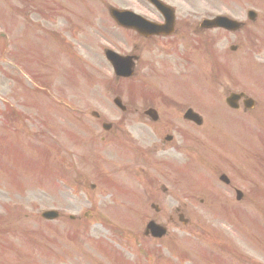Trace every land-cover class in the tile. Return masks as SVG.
I'll return each mask as SVG.
<instances>
[{
  "label": "rangeland",
  "instance_id": "1",
  "mask_svg": "<svg viewBox=\"0 0 264 264\" xmlns=\"http://www.w3.org/2000/svg\"><path fill=\"white\" fill-rule=\"evenodd\" d=\"M84 1L86 0H0V31H7V35H4L3 39L0 38V127L8 132L0 133V216L5 215L4 218L0 217V264H113L112 260L117 262V257L113 250L112 254L108 256L109 253L107 248L102 249V247L106 246L109 240L117 243V239H120L122 243L124 239L126 245L133 250L137 247L136 245L138 243H141L143 246L149 244L148 241H146L149 240L154 246H168V248L165 249L177 257V259H174V262L170 263H166V260L161 257V260L156 264H228L225 251V242L227 241L225 240L224 242L222 237L215 235L212 228L214 227L216 230L225 234L228 230L227 224H229V217L237 221L242 218V215L236 211V207H233L232 210L231 207H227L225 203H223L225 201H218L220 203H201L200 200L197 199V201L193 203H180V201L164 199V203H162L161 206L169 212L168 214L173 216L176 222H178V219L176 214L172 212V209L178 207L186 210L190 219L187 227H190L188 229L179 227L177 231L175 227H172V229L173 232H176L178 239L183 238L182 240H184V238L190 237L191 240L197 244L195 246L196 249H194V244L192 243L188 244L187 252L184 249V245H179L176 248L175 244L179 241L172 234L170 237L159 241L151 240L150 238L145 239L142 235H139V242H137L133 240L132 234H128V232H132L134 235L136 232L141 234L146 224L151 221V217L156 218L153 211H150L149 217L147 213L145 215L144 212L141 211V215L145 216L141 219L136 218V220H138L136 225L133 224L134 218H129L128 220L121 218L115 219L112 217L107 219L91 218L84 221L85 217H83V215L88 205H90L89 202L82 199L83 197L80 194H70L71 190L62 187L61 184L63 182H60V180L64 178L66 182L68 179L70 180L71 172L74 169V167L72 169L70 166L72 160L70 159L67 164L61 165L55 158H52L51 153L50 155L40 156L37 154V152L42 151L40 148L35 150L37 151L35 153L32 146L35 140L33 131L36 126L40 125L42 120H44L41 116L40 109H44L49 119H52L56 114L55 106L46 101L42 107L37 96L38 92L46 100L45 91L42 89L40 90V86L37 84L38 82L42 83L44 81V72L50 75L51 70L45 66L47 65L46 62L50 64V67L55 68L59 72H65L64 74H66V72H72V59L66 57L65 53L58 52L55 48V44H50L49 42L42 43V37L53 30H63L62 32L64 34H68V32L64 31L70 28L69 23L75 24L77 22L76 16H78V13L73 11L72 13H66L60 17L63 13L59 12V10H61L60 8L71 10L75 5L88 6L89 4ZM89 2L94 3L95 1L89 0ZM96 2L98 5L113 3L117 4L119 8L132 9L144 13H151L152 11L146 0H96ZM167 2L177 9L179 24L182 22L193 24L195 19L203 18L206 13L215 11L223 13L231 12L234 15H241L244 12V7L247 5L243 4L241 0L239 2L236 0H167ZM34 4L38 10L40 7L43 12V5L49 7L51 5V11L52 7H54V15L50 17V13H42L46 16H41L40 18L38 12L34 10ZM98 5L94 7L90 6L88 9L93 11ZM27 8L29 10H27ZM86 13V11H83L81 15L83 16ZM94 14L95 13H93V17L91 18H97ZM192 15L197 18H190L193 17ZM188 19H191V21L188 22ZM34 26L37 28L35 29ZM98 26L101 28V25ZM88 28H90V26H86L84 32H86ZM184 28L186 27H181L180 32H182L181 30ZM90 31L93 30L91 29ZM82 36L80 30H78L76 33L71 32L68 38L82 44ZM226 36L223 38L219 36L216 40V48L221 55H227L229 53V47L233 43H240L244 47L240 52L233 53L239 56L233 60V62H240L243 58L249 63L250 71L255 70L260 75L262 72L264 73V66H261V69L254 64V59L259 62L263 59L264 55L261 54L260 47H256L255 43H253L252 40H248L245 34L242 36L238 34L234 37ZM112 38L115 41L117 40V32L112 34ZM179 38L180 37H178V39ZM30 39L33 45L27 44ZM100 40H103V38H100ZM152 42L155 43H143L139 39L135 41L127 39L126 42L123 43L122 50H127L130 53H136L134 47L139 46L140 51L138 53L143 57L138 68V74L129 82H139L145 84V88H150V92L152 93L151 96L153 98H158L155 103H157L164 115L180 116L188 108H193L196 112L203 113L205 108H203L201 104L205 101H202L200 104L199 97L201 79L194 69L186 75L184 81L178 84L184 91L177 96L172 94V78H175L173 75L175 73H180L181 68L185 70V68L188 67L189 62L185 60L182 64V61L187 55L191 57L195 56L191 50L195 45L187 41L185 50L182 43L179 41H175L168 46H165L159 41ZM104 44L105 43H103V45ZM85 52L88 55L81 51L78 52V55L81 57V53L85 54L92 63L106 72L101 74L111 76L113 72L104 59L102 51L100 52L92 45H86ZM226 57H232L231 51ZM206 58L207 62L211 61L212 64H215L214 58L211 60L207 54ZM63 59L66 63L67 61L69 62L67 63V67L69 68L67 71L62 68ZM22 61L24 62L22 63ZM75 64L74 62L73 66ZM37 65H40L41 68H37ZM243 65L246 64H240L234 71L241 70ZM243 72L244 69L242 70V73ZM232 74L233 71L231 75ZM96 77L101 78L103 76L99 75ZM165 77H169L168 82L165 80ZM230 77L231 76L228 77L227 82L221 84L223 80L220 77L217 78L214 69H212V65L204 68L201 83L202 91L211 93L210 97L206 99L208 103L218 102L224 104L225 98L230 92H240L244 90L241 89L242 86H238L237 82L234 81L232 77L229 79ZM73 78L74 79L69 82L68 80L63 81L62 78L59 81L58 75L55 77L54 81L58 88L53 91L55 98L58 100L65 99L71 101L69 97L77 95L78 105L81 106V104H85L84 99H81V89L85 86L90 88L88 98L96 100L100 97L99 90L96 89L99 87V84L87 82L88 84L84 85L86 81L80 73ZM125 83L127 82L124 81L120 84L124 85ZM77 85L81 89L78 88ZM113 87L114 89H118L115 84L111 85V88ZM185 91L195 97L196 100L193 97H191L190 100L184 97L185 100H182L181 97L182 94H185ZM171 97L172 102L179 103V105H176L177 107L171 106L165 102V98ZM260 101L261 100H259V102ZM101 104L104 109H107L106 105L103 103ZM260 109L264 110V100H262ZM108 112L110 111L106 110L107 114ZM256 114L257 111L254 113V116L251 117H255ZM215 122L226 129V131L227 129L230 131H241V124H237L233 118L228 116H220ZM175 124H179V122L174 123V125ZM58 125L60 126V123ZM257 125L253 119L249 127L253 132L258 130L259 135L264 134V121L259 124V128H257ZM207 126H209L210 129L213 123H208ZM214 128L213 126L210 134L212 140L217 141L223 138L214 131ZM78 131L79 135L82 136V141L84 137H90L86 127L83 126L82 129L80 127ZM52 133L58 136L59 141L64 143L67 146L66 149L72 152H68L69 156L67 157H71L77 162L78 153L81 151L80 145L71 138L66 139L65 135L61 134L60 130L56 127ZM252 133L248 136V146L251 147L248 151L250 153L249 155L253 159H256L257 151L259 150V141L255 144L251 137ZM246 139L247 134L245 132V140ZM243 143L245 145V142ZM57 148L58 149L53 148L51 150L59 152L60 148ZM206 148L208 151H211L212 147ZM127 150L129 151V149ZM237 151L238 150L235 149L230 153L233 154ZM120 152L121 150L117 148V160H120L121 156L118 155ZM103 153L105 154L103 157L106 162L107 159H116L114 155H111V152H108L107 148L104 149ZM200 158L202 160L201 165H203L210 176L218 182L215 176L220 171V167H218L217 163L213 160L206 158L203 153L200 155ZM107 167L108 162L107 165L103 162L100 171L102 173L105 172ZM57 170H59L60 173H57ZM110 172H116V169L113 167L110 169ZM97 174H99V171ZM118 178L119 175L117 174V179ZM249 178L250 183L243 182V186L251 187L259 185L261 186L260 191H264V187L262 186L264 184V166L252 165ZM71 179L72 181H80L85 184L94 183L95 180H97V175L79 166V169L76 168L75 172L72 173ZM181 180L190 181V179L184 178H181ZM118 184L134 185L130 179L123 180V182L119 180L117 182V187ZM139 190L145 197L143 189ZM254 197L256 196L252 194L248 197L250 206L248 207L249 211L246 208L247 214H244L246 218L244 221L246 222L251 216L253 217L252 220L260 222L261 219L264 224V214H262L263 211H260V209H264V202L257 199V202L253 203ZM117 200H119V195H117ZM141 202L142 201H140V203ZM144 203H146V200H144ZM10 205L16 206L17 210L11 209ZM214 205L215 208L212 209ZM47 210H57L63 215V218H59L57 221H47L41 218V213ZM26 213L29 215L28 217H30V219L26 218ZM75 214L81 216L79 223L68 220L67 215ZM164 218L167 222L168 218L165 214ZM117 221L121 226L124 224L123 226L127 234L123 235L120 228H117ZM244 221L241 222L244 223ZM27 222H29V227L25 226ZM248 228L250 231L245 238L247 239L245 245H247L246 247L251 251V254L245 258L246 260L242 264H247V260L251 258H254L251 261L254 260L257 263L260 262V264H264V244H262L264 241V229H260L254 222H250ZM27 229H30L31 232L24 238L20 233ZM197 237L199 241L196 240ZM200 241L203 242L199 243ZM68 244H72L70 248L74 250L73 256L68 254ZM248 245H250L251 248ZM32 246H36L38 249H33ZM257 246H260V249H257ZM217 247L223 248L217 250ZM213 248H215L218 253L220 250L225 251L224 254L216 255L219 261L213 258L214 255L210 254V250H213ZM227 249L230 254V248L228 247ZM184 252L187 253L189 262L181 257ZM84 255L88 258L83 259ZM102 255L108 256L112 260H104L99 257ZM145 255L146 253L140 252L138 257L142 258L143 261ZM251 261H248V263L251 264ZM154 262L155 258H152L141 264H153Z\"/></svg>",
  "mask_w": 264,
  "mask_h": 264
},
{
  "label": "flooded vegetation",
  "instance_id": "2",
  "mask_svg": "<svg viewBox=\"0 0 264 264\" xmlns=\"http://www.w3.org/2000/svg\"><path fill=\"white\" fill-rule=\"evenodd\" d=\"M262 1H263L262 6L264 7V0H262ZM249 11L246 13V19H245V22H243V25H242L243 28L246 29L248 26H253V27H257L259 29L260 27H264V15H263L264 12H258V13L256 12L255 19L251 20L250 15H249ZM198 29H200L202 31H205V32L209 31V30H207V28H202L200 23L198 24V28H197L196 33L199 32ZM132 112L134 114H125L124 116H122L123 117V121L135 122L138 119H140V120H143L144 122H149V121L143 119V117H144L143 115L137 114V110L136 109L132 110ZM145 116L150 118L153 121V115H145ZM158 119H159V117L156 116L155 120L157 121ZM102 127H103V125H102ZM120 129H121V126L116 123V124H114V125H112L110 127V133H115L117 135V131H119ZM170 139H172V138H170ZM102 140L105 141V138H102ZM172 142L173 141H171V143ZM151 144L153 145L154 149H160V147L158 146L157 143L152 142ZM162 144H164V143H162Z\"/></svg>",
  "mask_w": 264,
  "mask_h": 264
},
{
  "label": "water",
  "instance_id": "3",
  "mask_svg": "<svg viewBox=\"0 0 264 264\" xmlns=\"http://www.w3.org/2000/svg\"><path fill=\"white\" fill-rule=\"evenodd\" d=\"M114 61V60H113ZM114 62H116V61H114Z\"/></svg>",
  "mask_w": 264,
  "mask_h": 264
}]
</instances>
